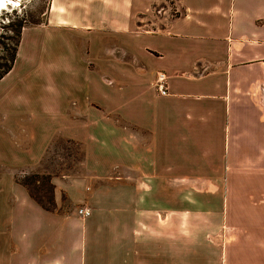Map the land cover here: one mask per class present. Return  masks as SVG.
Segmentation results:
<instances>
[{"label":"crops","instance_id":"obj_1","mask_svg":"<svg viewBox=\"0 0 264 264\" xmlns=\"http://www.w3.org/2000/svg\"><path fill=\"white\" fill-rule=\"evenodd\" d=\"M25 40L0 96V264H264V0H48L14 65ZM60 140L81 160L48 211L18 178Z\"/></svg>","mask_w":264,"mask_h":264},{"label":"rangeland","instance_id":"obj_2","mask_svg":"<svg viewBox=\"0 0 264 264\" xmlns=\"http://www.w3.org/2000/svg\"><path fill=\"white\" fill-rule=\"evenodd\" d=\"M15 3H12L13 5L10 7H7L5 9H1L0 11V33L6 34L7 37H11L14 35L13 30H3L2 26L7 25L8 21H19L21 19H24V22L26 26L24 28H33L35 25H38L43 22L47 7H48V0H14ZM17 2H19V5H17ZM17 6V7H16ZM23 28V29H24ZM22 33V31H21ZM39 35H35V38H38ZM21 39V35L19 37ZM4 44L7 47L12 46L14 41L11 40H3ZM20 45V41H19ZM19 48V46H18ZM18 52V49H17ZM7 52L1 51L0 49V58L5 56ZM29 56V46L27 44V40L24 41L22 51L20 58L17 61V64L15 63L14 67L16 66V69L14 73L10 76H8L5 80L0 82V96H2L5 93H12L16 90L14 89L15 83H18V76H21L23 71L26 67H30L29 65L33 64V61L31 60ZM3 60L0 61V63ZM0 148H3L0 141ZM5 153L0 149V154ZM81 160V153L79 150V147L70 142H65L63 140L57 141L52 148H50V151L46 155L42 166V172L39 173H29L25 176L19 177V181H32L35 176H41L39 181L35 183L34 185L36 187L31 186L32 190L34 188H38L39 192L38 195L42 196V201L47 204V197L49 190L47 188V185H43L42 178L47 177L49 178L51 175L60 176L64 174H72L75 173L77 170V167L79 166ZM39 174V175H38ZM42 174V175H40Z\"/></svg>","mask_w":264,"mask_h":264},{"label":"trees","instance_id":"obj_3","mask_svg":"<svg viewBox=\"0 0 264 264\" xmlns=\"http://www.w3.org/2000/svg\"><path fill=\"white\" fill-rule=\"evenodd\" d=\"M26 26L25 22H24V19H21V20H17V21H8L7 25L5 26H2V29L5 31V30H13V33L14 35L11 36V37H7L6 34H3V33H0V49L1 51H5L7 52V54L3 57L0 58V61L3 60L1 63H0V80L12 69L13 65H14V62L16 60V55H17V49H18V46H19V41H20V35H21V31L23 30V28ZM11 40V41H14V43L12 44V46L10 47H7L3 40ZM39 175V174H38ZM42 175V174H40ZM41 176H35L33 178L32 181H26V182H23V181H18L24 185L30 196L42 207L44 208L45 210H48V211H52L54 210L55 208V204H54V199H53V186L50 184L49 182V178L47 177H43L42 178V183L43 185H47V188L49 190V193L47 194L48 197H47V204H45L43 201H42V196H39L38 195V188H34L32 190L31 186L33 187H36L34 185V182L37 183V182H40L39 179H40Z\"/></svg>","mask_w":264,"mask_h":264},{"label":"built area","instance_id":"obj_4","mask_svg":"<svg viewBox=\"0 0 264 264\" xmlns=\"http://www.w3.org/2000/svg\"><path fill=\"white\" fill-rule=\"evenodd\" d=\"M10 1H11V3H15L14 0H7V3L8 4H5L3 6V9L6 10L7 7H10V6L13 5V4H10L9 3ZM17 5H19L18 7H20L19 2H17ZM155 88H156L158 94H160L161 96L168 95V90H167V76H166L165 73H163V72L157 73V77H156V80H155ZM77 213L81 217H87V216L90 215V210L88 208H80V209H78Z\"/></svg>","mask_w":264,"mask_h":264},{"label":"bare ground","instance_id":"obj_5","mask_svg":"<svg viewBox=\"0 0 264 264\" xmlns=\"http://www.w3.org/2000/svg\"><path fill=\"white\" fill-rule=\"evenodd\" d=\"M9 3L12 4L11 1H10ZM5 4H8V3H7V0H2V5H0V11H1V9L3 8V6H4ZM10 4H9V5H10Z\"/></svg>","mask_w":264,"mask_h":264},{"label":"snow or ice","instance_id":"obj_6","mask_svg":"<svg viewBox=\"0 0 264 264\" xmlns=\"http://www.w3.org/2000/svg\"><path fill=\"white\" fill-rule=\"evenodd\" d=\"M0 5H2V0H0Z\"/></svg>","mask_w":264,"mask_h":264}]
</instances>
